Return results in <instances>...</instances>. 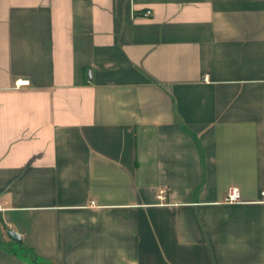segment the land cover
Returning a JSON list of instances; mask_svg holds the SVG:
<instances>
[{
  "label": "crops",
  "instance_id": "crops-1",
  "mask_svg": "<svg viewBox=\"0 0 264 264\" xmlns=\"http://www.w3.org/2000/svg\"><path fill=\"white\" fill-rule=\"evenodd\" d=\"M262 192L264 0H0V264H264Z\"/></svg>",
  "mask_w": 264,
  "mask_h": 264
},
{
  "label": "built area",
  "instance_id": "built-area-1",
  "mask_svg": "<svg viewBox=\"0 0 264 264\" xmlns=\"http://www.w3.org/2000/svg\"><path fill=\"white\" fill-rule=\"evenodd\" d=\"M150 12L146 11L144 12L143 16H149ZM28 84L27 81H22V80H17L15 82V87L19 88V87H23L26 86ZM163 196V192H159V199H162ZM260 197L264 200V192L260 193ZM238 193L235 190L229 191L226 195L225 201L226 202H236L238 201Z\"/></svg>",
  "mask_w": 264,
  "mask_h": 264
},
{
  "label": "water",
  "instance_id": "water-1",
  "mask_svg": "<svg viewBox=\"0 0 264 264\" xmlns=\"http://www.w3.org/2000/svg\"><path fill=\"white\" fill-rule=\"evenodd\" d=\"M6 235L8 236L9 239H11L14 242H19L20 241L19 236L15 232H12L11 230H8L6 232Z\"/></svg>",
  "mask_w": 264,
  "mask_h": 264
},
{
  "label": "trees",
  "instance_id": "trees-1",
  "mask_svg": "<svg viewBox=\"0 0 264 264\" xmlns=\"http://www.w3.org/2000/svg\"><path fill=\"white\" fill-rule=\"evenodd\" d=\"M33 263H34V261H33ZM35 264V263H34Z\"/></svg>",
  "mask_w": 264,
  "mask_h": 264
}]
</instances>
